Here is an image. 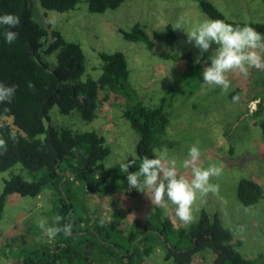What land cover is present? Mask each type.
Returning <instances> with one entry per match:
<instances>
[{
	"label": "rangeland",
	"instance_id": "1",
	"mask_svg": "<svg viewBox=\"0 0 264 264\" xmlns=\"http://www.w3.org/2000/svg\"><path fill=\"white\" fill-rule=\"evenodd\" d=\"M33 20L47 29L49 35L44 48L53 39L51 32L58 30L69 41L81 44L85 53L86 70L82 76L98 78L102 73V60L98 53L122 51L126 55L130 69L129 80L135 89L137 98L146 105L154 106L170 87H176L170 112L168 135L163 145L156 148V154L167 153L169 159L177 160V170L181 175L191 178L190 169L181 165L187 157L191 146L201 150L199 166L216 165L222 174L211 178V183L219 186L215 193L197 197L193 204V219L185 224L175 215L176 206L167 201V209L159 206L163 214L170 217L176 227H188L194 223L202 208L211 216L218 215L223 224L234 234V242L241 253L253 264H264V141L259 127L255 124L258 117L252 114L258 104H264V69L251 67L248 75L239 71L227 73L230 87L225 92L218 86L203 83L202 72L195 83L187 79L181 80L186 71L187 61L184 58H172L192 53L194 63L200 58L202 71L210 66L208 57L212 49L201 54L193 44L187 43L185 30L211 19L200 7L198 0H125L119 7L104 13H92L86 2L78 4L76 9L66 12L46 10L40 0H27ZM227 17L245 22H264L263 0H211ZM183 16L187 23L184 29H175V25ZM139 22L152 34L153 31H164L170 24L177 39L174 42L152 38L153 47L144 42L126 40L120 28L130 30ZM41 59L50 68L57 64V53L39 50ZM264 55V54H262ZM238 97V99H234ZM100 104L97 117L91 121L83 120L80 115L62 114L58 105L49 112V124L74 131L97 130L102 133L111 148L105 160L106 169H112L129 156L136 154L138 133L132 128L123 115L126 98L120 94L100 91ZM254 154V156H253ZM242 157V158H241ZM14 172L30 179L29 171L17 164ZM10 176V170L0 172V193L4 180ZM38 177V175H37ZM242 178L258 182L263 188V196L258 203L247 207L238 198V184ZM80 179L73 176L68 181L70 191L76 193V217L84 215L98 218L102 222L111 219L115 208L123 206L130 209L129 215L122 221L126 231L135 220L145 221L155 210L146 193L129 190L128 185L120 192L112 195L85 192L80 186ZM128 184V183H127ZM54 189L47 186L35 197H23L19 194L8 196L0 217V264H22L23 249H35L43 244L53 243L57 236L49 240L38 227L43 219L47 225L60 219L59 208H55ZM60 224V220H58ZM58 224V225H59ZM213 253L202 251L194 256L190 264H212ZM100 264H121L112 261L106 254ZM138 264H175L164 257L163 248L155 247V251Z\"/></svg>",
	"mask_w": 264,
	"mask_h": 264
},
{
	"label": "trees",
	"instance_id": "2",
	"mask_svg": "<svg viewBox=\"0 0 264 264\" xmlns=\"http://www.w3.org/2000/svg\"><path fill=\"white\" fill-rule=\"evenodd\" d=\"M125 0H40L46 10L66 12L86 2L92 13H104L119 7ZM201 9L211 18L225 20L233 26L250 25L264 34V22L232 20L211 0H198ZM264 2V0H263ZM13 13L20 18V24L11 29L18 38L8 44L4 38L5 27L0 26V83L16 85V94L11 103H0V138L7 141V152L0 155V172L9 171L0 193V217L7 198L11 194L23 197L38 196L45 187L54 189L55 208H59L60 224L71 221L72 234L60 236L53 243L43 244L35 249H23L22 264H100L106 254L112 261L121 264H138L149 257L156 246L163 248L164 257L175 264H190L194 256L202 251L213 253L212 264H253L234 242L233 231L226 227L218 215L211 216L204 208L198 219L188 227H176L172 219L163 214L159 206L145 221L135 220L126 231L122 221L130 209L123 206L113 210L111 219L102 222L90 215L76 217V193L66 183L73 176L80 179L85 192L112 195L127 186V173L120 165L106 169L105 160L111 152L106 137L97 130L74 131L71 128H57L49 124V112L58 105L62 114L78 113L88 122L98 114L100 91L120 94L126 98L124 117L138 133L136 154L126 161H135L129 171L139 169L143 157L153 158L156 148L163 145L170 123V112L177 92L170 87L154 105H146L137 98L129 75L130 69L124 52H99L102 73L98 78L87 77L85 53L80 43L67 40L60 31L51 32L52 40L44 48L47 29L33 20L27 0H0V15ZM126 40L144 42L153 47L152 38L174 42L177 34L172 25L164 31L149 34L139 22L130 30L119 29ZM57 53L54 68L41 59L39 50ZM172 58H184L187 68L181 80L195 83L202 72V66L194 63L192 53ZM35 89L28 88V83ZM264 85V80H263ZM264 141V104L260 102L252 114ZM14 133L16 141L10 138ZM254 156V154H253ZM242 158V157H241ZM20 164L29 171L30 179L24 178L13 168ZM38 175V177H37ZM238 198L247 207L259 202L263 196L262 186L249 178H242L238 184ZM74 202H73V201Z\"/></svg>",
	"mask_w": 264,
	"mask_h": 264
},
{
	"label": "clouds",
	"instance_id": "3",
	"mask_svg": "<svg viewBox=\"0 0 264 264\" xmlns=\"http://www.w3.org/2000/svg\"><path fill=\"white\" fill-rule=\"evenodd\" d=\"M187 23L183 16L177 21L175 29H184ZM20 24V18L13 13L0 15V26L5 27L4 38L6 43L12 44L18 33L11 29ZM187 43L193 44L206 53L212 49L213 43L218 45L212 49V55L208 57L210 66L204 67L202 71L203 83L209 86H218L222 91H227L230 87L227 73L239 71L244 76L248 75V69L255 67L264 69V34L256 31L250 25L233 26L220 19H205L197 23L192 29L185 30ZM195 63H200L198 57ZM28 88L35 89V85L28 83ZM16 85H5L0 83V103H11L15 94ZM238 99V97H234ZM10 138L15 142L16 136L10 134ZM8 144L0 138V155L7 152ZM201 150L198 146L190 147L187 157L182 162L184 169H190L191 178L181 175L177 170V160L169 159L167 153H157L153 158L143 157L139 169L135 172L129 171L134 167L135 161L122 162L121 172L127 173L126 179L128 188L136 189L146 193L153 205L167 209V201L175 205V215L185 224L193 219L192 209L198 195L206 196L208 193H215L219 186L212 184L211 178L222 174V169L216 165L208 167L199 166ZM57 222L47 225L46 221H38V227L44 231L49 240L54 239L59 233L65 235L72 234V223L69 221L63 226Z\"/></svg>",
	"mask_w": 264,
	"mask_h": 264
}]
</instances>
